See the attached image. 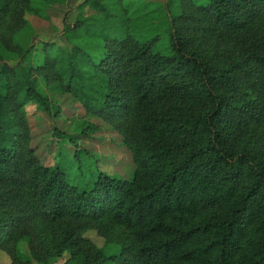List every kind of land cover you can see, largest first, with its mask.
Masks as SVG:
<instances>
[{"label":"trees","instance_id":"1","mask_svg":"<svg viewBox=\"0 0 264 264\" xmlns=\"http://www.w3.org/2000/svg\"><path fill=\"white\" fill-rule=\"evenodd\" d=\"M66 1L0 0L9 264H264V0H167V53L159 34H140L146 4L125 0H82L63 43L39 40L26 14L47 19ZM49 91L119 135L128 178L100 168L87 185L66 178L57 156L98 162L79 148L83 127H54V162L40 160L26 106L58 117Z\"/></svg>","mask_w":264,"mask_h":264},{"label":"rangeland","instance_id":"2","mask_svg":"<svg viewBox=\"0 0 264 264\" xmlns=\"http://www.w3.org/2000/svg\"><path fill=\"white\" fill-rule=\"evenodd\" d=\"M81 1L67 0L63 4L48 6L46 8L47 19H40L31 14H26V18L36 29L39 40L63 43L60 34L66 14L67 20L73 22L78 13L75 7ZM128 1H132L135 7L140 8L146 4V8L140 9L136 16L138 22L143 26L140 34L144 37L159 34L160 38L156 43V48L164 53L169 52L170 41L165 7L167 0H125V2ZM71 11L72 13H70ZM86 12L89 10L86 9ZM49 95L53 99V103L60 108L58 117H51L46 112L38 111L31 104L26 106L31 126V145L40 160L45 165H52L54 162L55 148L57 147L56 137L52 134L54 127L70 134L78 133L81 130L80 127H83L85 134L81 137L78 136L77 139L79 148L88 150L92 154H98L99 159L96 162L94 158L83 156L80 162L77 159L71 162L69 158L68 160L63 159V163H60V157L57 156V162L60 165L63 164L66 178L72 183L87 185V181L95 177L98 168L109 174L117 173L128 178L133 165L130 153L121 144L119 135L101 120L85 116L82 106L71 95L50 91ZM69 148L70 151L73 150V148ZM78 163L80 167H78ZM84 236L91 239L97 247H102L104 244V240L94 230L86 231ZM9 263L10 258L7 253L0 251V264Z\"/></svg>","mask_w":264,"mask_h":264}]
</instances>
